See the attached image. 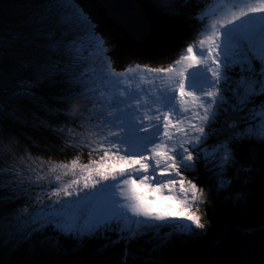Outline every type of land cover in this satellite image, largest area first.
Returning <instances> with one entry per match:
<instances>
[{
  "label": "snow or ice",
  "instance_id": "obj_1",
  "mask_svg": "<svg viewBox=\"0 0 264 264\" xmlns=\"http://www.w3.org/2000/svg\"><path fill=\"white\" fill-rule=\"evenodd\" d=\"M42 6L57 15L56 26L47 32L54 49L75 33L66 45L70 61L64 67L59 62L36 65L30 79L18 81L14 95L31 94L43 79L56 75L78 85L80 91L60 97L70 106L69 114L79 113L83 121L84 131L68 129L75 140L66 143L87 148L89 160L82 163L76 156L54 162L29 153L0 169L7 178L4 187L23 192L30 201L0 218V248L13 251L49 230L54 236L43 243L54 251L63 247L59 237L82 243L104 236L105 247L124 242L119 264H128L131 242L147 233L156 241L153 256L174 236L202 235L197 229L209 227L198 215L204 190L184 173L208 160L207 148H215L212 162L221 188L237 175L251 181L257 162L264 168V0H203L193 16L194 38L172 64L153 68L130 62L119 70L97 25L76 0H47ZM162 6L173 10L171 0H162ZM40 22L35 16L30 21ZM5 40L0 37V59L10 48ZM73 68L80 69L78 76ZM77 99L89 101V116L80 113ZM221 118L225 138L210 146ZM245 142L248 151L241 161L239 146ZM14 149L15 140L0 127V155ZM93 153L102 155L92 159ZM26 171L35 175L25 177ZM42 181L51 188L47 197L23 188L26 182L41 187ZM236 198L246 201L247 193Z\"/></svg>",
  "mask_w": 264,
  "mask_h": 264
},
{
  "label": "trees",
  "instance_id": "obj_2",
  "mask_svg": "<svg viewBox=\"0 0 264 264\" xmlns=\"http://www.w3.org/2000/svg\"><path fill=\"white\" fill-rule=\"evenodd\" d=\"M138 1L151 21L149 35L143 42H135L129 34L116 26L97 0H76L97 25L99 34L111 49L108 53L112 61L119 68H123V61L133 58L152 62L163 55L174 53L188 39L193 24L190 22L197 9L203 6V0H172L173 10L170 11L164 7L157 8L150 0ZM46 2L47 0H0V37H5V42L10 44L8 54L0 59V74L12 84H15L13 77L18 74L26 79L33 76L36 62L32 59V51L27 53L26 48L32 50L34 44H38L40 52L48 54L50 50L51 46L47 45L44 37L34 33L39 28L49 31L56 26V13H50L42 6ZM34 16L41 22L30 23ZM17 34L19 38L12 39ZM36 37L37 43L34 40ZM46 60L48 65L59 62L60 67H64L61 61H56L54 55ZM13 71L16 72L15 76L8 77L9 72ZM78 71L73 70V75L78 76ZM68 79L64 75L43 79L31 90V94L14 95L19 89H12L11 84L0 88V127H3L7 136L15 140L14 153L0 155V167L5 168L13 157L27 156L29 153L44 160L69 162V159L79 156L82 163L88 162L87 148L73 147L66 143L69 139H73V142L75 140L69 136L68 129L74 132L84 131L80 126L83 123L80 114L70 115V106L60 99L69 90L73 93L80 91L78 85L66 82ZM75 103L80 106L83 116L90 115L85 100L77 99ZM245 146L246 143L239 146L238 159L241 161L245 160L247 154ZM260 151L258 148V152ZM82 154L84 159H81ZM99 155L102 154L93 153L91 158L98 159ZM261 159H264V152H261ZM209 166L207 161L201 159L195 172L184 173L187 179L193 180L204 190L199 215L201 222L209 227L197 229L203 233L197 237L183 235L176 240L174 236L176 241L167 244L155 256L151 253L156 241L152 233H147L144 238L131 242L128 264H158L160 260L164 264H211L210 257L207 256L209 249L227 226L246 228L264 224V168L260 163L256 164L253 175L255 179L249 181L244 175L236 176L228 190H225L227 198H223V191L217 192L219 177L213 166ZM233 171L229 169L228 176H232ZM6 179L0 175V218L10 217L16 210L13 190L4 187ZM235 189L247 193V200H237L230 195ZM53 236L54 233L49 230L46 236L37 234L31 241L13 251L0 248V264H119V255L124 248L123 241L119 245L105 247L109 241L104 236L85 239L82 243L59 237L63 247L54 251L46 248L43 243Z\"/></svg>",
  "mask_w": 264,
  "mask_h": 264
},
{
  "label": "water",
  "instance_id": "obj_3",
  "mask_svg": "<svg viewBox=\"0 0 264 264\" xmlns=\"http://www.w3.org/2000/svg\"><path fill=\"white\" fill-rule=\"evenodd\" d=\"M108 18L138 42L149 35L151 22L138 0H97ZM227 129L220 124L217 136ZM246 153L248 145L245 146ZM211 264H264V224L259 226H227L207 254Z\"/></svg>",
  "mask_w": 264,
  "mask_h": 264
},
{
  "label": "rangeland",
  "instance_id": "obj_4",
  "mask_svg": "<svg viewBox=\"0 0 264 264\" xmlns=\"http://www.w3.org/2000/svg\"><path fill=\"white\" fill-rule=\"evenodd\" d=\"M172 1V0H171ZM150 2L151 3H153L154 4V6H156L157 8H162L163 6H162V0H150ZM93 21V20H92ZM151 22V21H150ZM93 23H94V21H93ZM190 23H193L192 25H191V31H190V35H189V37H188V39H186V41L185 42H183L182 44H180V47L174 52V53H170V54H166V55H163L162 57H160L158 60H156V61H152V62H150L149 60H146V61H142V60H138V59H135V58H133L132 60H126V61H123L122 62V66H123V68L128 64V63H130V62H134V63H139V64H141V65H144V64H147V65H149L150 67H153V68H156V67H168L170 64H172L173 62H174V60L175 59H177L178 58V56H179V54H180V52H181V50L182 49H186V47H187V43H190V42H192V40H193V38H194V32H195V30H196V28H197V22H196V20L195 19H192L191 20V22ZM96 31H97V33L99 34V32H98V30L96 29ZM47 32L48 31H45V30H42V29H38L36 32H34L37 36H39V35H41V36H43L44 37V41H46V43H47V45L48 46H51L50 47V50H49V52H48V54H46V52H40V47H39V45L38 44H34L35 46L32 48V50H31V48H26L25 49V51L27 52V53H29V52H31L32 51V59L36 62V64H35V66L36 65H42V64H46V58H48L49 56H53L54 55V58L56 59V61H61L62 62V65L64 66L65 64H67V63H69V61H70V54L68 53V51H67V47H66V45L68 44V42L69 41H71L72 39H74V37H75V33H72V34H70L66 39H64L63 40V43L60 45V47L59 48H56V49H54L53 48V41H51V40H49L48 38H47ZM37 33H39V34H37ZM100 35V34H99ZM35 41H36V43H37V40H38V37H36L35 39H34ZM135 42H138V41H135ZM37 46H38V48H37ZM106 47H108L107 45H106ZM42 51V50H41ZM24 54V52H22L21 53V55H23ZM37 55H38V58H37ZM107 55H109L110 56V53H107ZM111 57V56H110ZM68 60V62H66L65 63V61H67ZM50 62H51V60H50ZM113 64H114V67L115 68H117L118 70L119 69H123V68H119L118 66H115V63L113 62ZM118 64H120V63H118ZM73 70H77V68H73L72 69V71ZM79 71L78 72H80V69H78ZM16 72H9V75H8V77L9 76H15L14 74H15ZM78 75H79V73H78ZM4 76V75H3ZM14 78V83L15 84H12L11 82H9V80H5V77L3 78L2 76H1V74H0V88H3V86H5V85H8V84H11L12 85V89H18L16 86H17V84H18V81L20 80V79H25V80H27V79H29V78H25V76H22V75H20V74H18L16 77H13ZM157 83H159V81L157 80ZM83 100H85L86 101V107H90V105H89V101L87 100V99H83ZM0 106H1V102H0ZM87 111H88V109H87ZM89 112V111H88ZM221 119H223V118H221ZM92 121H94L95 122V117L94 118H92ZM217 127V129H219L220 130V126L219 125H217L216 126ZM215 136H213L212 138H210L209 139V141H208V145H215V144H217L218 142H220V141H223L224 140V138H225V136L224 135H221V137L220 138H218V140L215 138ZM214 151H215V148H213V147H208L207 148V151H206V155H207V157H208V160H207V163L210 165L209 166V168H211L213 165V162H212V156H213V153H214ZM102 154V153H101ZM247 155V154H246ZM20 156H26V155H20ZM20 156H16V157H13L10 161H9V163H7L8 165L7 166H9V165H11L13 162H15V161H17V159L20 157ZM81 156H83V158H81V159H84V155L82 154ZM71 159H69V161H70ZM211 161V162H210ZM54 162H58L57 160H54ZM6 166V167H7ZM22 167H23V165H21ZM33 166H35V165H33ZM2 168H4L3 166H1L0 167V169H2ZM213 169H215L214 168V166L212 167ZM215 171L217 172V170L215 169ZM58 172H59V170H58ZM216 172H215V174H216ZM151 174V173H150ZM28 175H35L34 173H31V172H25L24 173V176L26 177V176H28ZM217 175V174H216ZM69 179H71V176H68V177H64V181L66 182L67 180H69ZM252 179H255V177L253 176V178ZM177 180H179V177H177ZM219 183H220V180L218 181ZM41 183V187H36V185L35 184H32L31 186L29 185V183H25L24 185H23V188H29V187H31L32 189H34V194H35V192H40L41 193V195L42 196H44V197H47V195L51 192V188L50 187H48L47 186V181H42V182H40ZM219 183L218 184H216V186H217V192H221V191H223L224 192V197L223 198H227V190H228V188L229 187H227V188H221V187H219ZM177 188H178V185H177ZM226 190V191H225ZM85 191H87V190H85ZM14 192V191H13ZM229 192V191H228ZM239 192H242V191H239V190H237V189H235V190H233L231 193H230V195H232L234 198H236V194L237 193H239ZM14 194H15V196L16 197H18V198H15V203H14V205H16V209H19V208H21V207H23L24 205H26V204H28L30 201L28 200V198L23 194V192H19V193H17V192H14ZM168 193H167V190H165V195H167ZM61 195H63V194H61ZM203 198V196L201 197V199ZM52 199L54 200L55 199V197H52ZM64 199H71V197H64ZM241 201H243V200H241ZM45 202H47V200H45ZM199 213H200V211H198V215H199ZM184 223H190V222H188V221H184ZM226 229H227V227H226ZM150 234V233H149ZM108 236H110L112 239H115L116 238V234L115 233H108L107 234ZM146 236V234L144 235V236H142V237H140V238H144ZM151 236V235H150ZM183 237V235H177L176 236V240H177V238L179 239V238H182ZM64 238V237H63ZM139 238V239H140ZM174 240H175V238H172L170 241H169V243L170 244H172L173 242H174ZM175 240V241H176ZM168 243V244H169ZM120 253V252H119ZM121 254L122 253H120V255H119V258H120V256H121Z\"/></svg>",
  "mask_w": 264,
  "mask_h": 264
},
{
  "label": "clouds",
  "instance_id": "obj_5",
  "mask_svg": "<svg viewBox=\"0 0 264 264\" xmlns=\"http://www.w3.org/2000/svg\"><path fill=\"white\" fill-rule=\"evenodd\" d=\"M143 6V5H142ZM150 20V19H149ZM222 120V119H221ZM219 126H220V124H219ZM221 135H219V136H217L216 135V137L215 138H217V137H220ZM246 143V145H248V143L247 142H245ZM257 151H258V149H257Z\"/></svg>",
  "mask_w": 264,
  "mask_h": 264
},
{
  "label": "bare ground",
  "instance_id": "obj_6",
  "mask_svg": "<svg viewBox=\"0 0 264 264\" xmlns=\"http://www.w3.org/2000/svg\"><path fill=\"white\" fill-rule=\"evenodd\" d=\"M144 9V8H143ZM145 15L148 17V15H147V13H146V11H145ZM216 136V135H215Z\"/></svg>",
  "mask_w": 264,
  "mask_h": 264
}]
</instances>
